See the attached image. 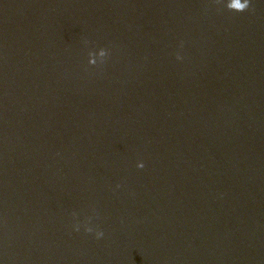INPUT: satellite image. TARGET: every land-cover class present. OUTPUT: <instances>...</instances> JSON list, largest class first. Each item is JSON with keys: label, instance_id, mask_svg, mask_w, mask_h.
Segmentation results:
<instances>
[{"label": "water", "instance_id": "water-1", "mask_svg": "<svg viewBox=\"0 0 264 264\" xmlns=\"http://www.w3.org/2000/svg\"><path fill=\"white\" fill-rule=\"evenodd\" d=\"M227 2L0 0V264H264V0Z\"/></svg>", "mask_w": 264, "mask_h": 264}, {"label": "clouds", "instance_id": "clouds-1", "mask_svg": "<svg viewBox=\"0 0 264 264\" xmlns=\"http://www.w3.org/2000/svg\"><path fill=\"white\" fill-rule=\"evenodd\" d=\"M225 7L228 10H230V11L244 12L245 10H247L249 8V0H228V2L225 4ZM102 54L106 56V51L104 49H102ZM89 55H91V53H89ZM137 167L142 168L143 164L142 163H138ZM85 231L91 232L92 228H86ZM102 236H103V232L102 231H97L96 232V237L97 238H100Z\"/></svg>", "mask_w": 264, "mask_h": 264}]
</instances>
